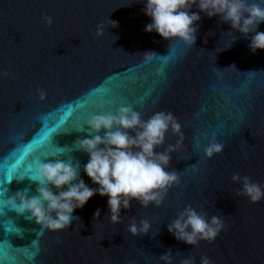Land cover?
Wrapping results in <instances>:
<instances>
[{
	"label": "water",
	"instance_id": "95a60500",
	"mask_svg": "<svg viewBox=\"0 0 264 264\" xmlns=\"http://www.w3.org/2000/svg\"><path fill=\"white\" fill-rule=\"evenodd\" d=\"M143 9L142 0H0V74L7 73L0 76V264H160L169 249L174 264L189 256L199 264L204 255L213 264H264V200L236 195L242 186L232 181L238 174L264 186V51L252 54L250 38L203 13L191 48L164 40L145 32ZM148 51L156 53L151 60L142 55ZM122 106L144 120L170 112L181 124L183 146L169 167L180 180L160 207L134 201L113 224L107 198L96 195L69 227L52 232L6 206L18 191L36 194L31 175L59 148L95 187L75 144L88 137L91 115ZM213 137L224 149L208 159ZM177 139L170 133L164 147ZM188 206L225 221L214 243L193 248L169 234L168 223ZM132 219L148 220L159 234L131 236Z\"/></svg>",
	"mask_w": 264,
	"mask_h": 264
},
{
	"label": "clouds",
	"instance_id": "9594fccd",
	"mask_svg": "<svg viewBox=\"0 0 264 264\" xmlns=\"http://www.w3.org/2000/svg\"><path fill=\"white\" fill-rule=\"evenodd\" d=\"M142 2L144 15L150 19L145 26L146 33H156L164 40L178 41L191 48L196 43L200 13H203L209 19L218 17L222 23L230 25L232 32H238L245 39L250 38L248 47L252 54L264 51V32L258 30L264 24V0ZM194 7L198 11L193 12ZM44 20L51 26V17H44ZM110 23L112 28L118 27L117 22L110 20ZM232 32L229 34L232 35ZM96 35H104L103 23L97 25ZM155 54L148 51L142 55L151 60ZM39 95L41 100L46 98L42 90ZM86 125L88 137L78 140L75 150L88 156L83 171L95 187H89L80 177L79 163L73 164L60 158L59 154L65 153V150L59 148L57 152L45 156L54 159L47 163L38 161L35 174L31 175V179L39 183L36 194L29 196L27 189L18 191L6 201L7 207L20 215L29 214L27 218L44 230L58 232L69 227L74 219L73 213L77 209L82 210L96 195L107 198L108 217L113 224L121 222V211L130 209L134 201L144 208L163 204L168 190L180 180L175 171H169L172 154L182 148L184 142L181 124L174 115L160 111L144 120L132 107L122 106L115 113L91 115ZM83 130L82 127L79 131ZM170 133L178 139L175 145L169 144L165 148ZM160 148L164 150L156 151ZM223 149L224 145L213 137L204 149L205 157L212 159ZM232 181L242 186L236 195L245 196L253 204L264 200V186L249 177L237 174ZM99 216L98 209L95 218ZM224 227L225 221L221 216L209 218L188 206L168 223L167 230L177 241L196 248L201 242L214 243ZM127 231L133 237L147 236L151 232L154 238L159 234L158 229L153 234V226L148 220L137 222L132 219ZM159 261L160 264H174L171 249L161 255ZM181 264H196V261L189 256L183 258ZM199 264H213V261L204 255L200 257Z\"/></svg>",
	"mask_w": 264,
	"mask_h": 264
},
{
	"label": "snow or ice",
	"instance_id": "6c2138e0",
	"mask_svg": "<svg viewBox=\"0 0 264 264\" xmlns=\"http://www.w3.org/2000/svg\"><path fill=\"white\" fill-rule=\"evenodd\" d=\"M8 178L12 181L13 179V173L11 175L8 174ZM5 193L3 192H0V195H4Z\"/></svg>",
	"mask_w": 264,
	"mask_h": 264
}]
</instances>
